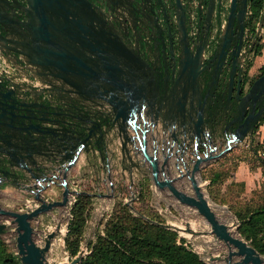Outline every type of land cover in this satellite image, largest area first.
<instances>
[{"label":"water","instance_id":"water-1","mask_svg":"<svg viewBox=\"0 0 264 264\" xmlns=\"http://www.w3.org/2000/svg\"><path fill=\"white\" fill-rule=\"evenodd\" d=\"M144 3L157 15L161 29H165L162 21L170 24L168 11L171 12L175 32L168 26V33L171 37L176 35L179 51L172 74L164 64L155 67L156 62L147 63L149 68L155 69L151 90L145 83L138 82L142 61H146L140 55L139 45L135 46L128 38L125 20L120 32L115 22L121 20L114 14L111 19L110 13L99 3L92 0H0V55L7 66H11L8 73L6 69L0 71V186L3 176L16 185L34 180L25 187L28 192L35 189L33 198L37 204L31 210H10L0 204V234L5 233L11 223L16 225L17 253L22 264H49L47 255L62 228V223H58L56 230L42 237L45 242L41 244L35 239L32 221L56 207H67L71 196L91 195L69 187L67 173L81 156L80 143L82 146L90 144L93 150L99 148L108 173L110 153L115 156L118 149L123 162L128 160L140 166L142 163L135 158V152L139 153L148 165L154 185L161 190L168 189L181 203L196 209L211 226V233L227 245V253L211 256L212 264H264V255L237 230V234L232 233L219 219L200 179L196 178L204 164L231 151L242 137L241 133L235 134L225 149L218 151L210 133L204 130L199 86L216 0H209L205 11L202 1L198 3L199 10L205 13V35L199 45L196 40L200 39V31L194 39L188 25L196 7L195 0H110L107 7H122L131 17V6L140 13L137 7ZM241 6L236 0L232 1L209 62L216 57L221 60L228 54L232 44L228 39L229 31L246 19L248 0H243ZM127 20L131 19L127 17ZM108 26L115 29L108 30ZM263 28L264 11L253 44L260 41ZM146 45L150 54L160 53L165 59L168 52L174 56L173 43L168 44L164 38L155 45ZM236 47L232 56L237 54L238 60L242 41ZM12 64L14 70L36 77L45 87L16 82ZM263 89L264 73L254 81L249 95ZM149 93L152 98L148 102ZM156 96L162 100L158 107L153 101ZM150 126L157 127L158 133L161 130L163 162L158 157L157 147L148 148L146 137ZM167 126L169 137L166 136ZM170 138L173 141H169ZM188 140L194 143L196 151L190 177L194 194L176 186V178L167 176L165 170L170 150L176 146L178 160L184 158L189 150ZM200 144L205 147L203 153ZM57 165V171L64 175L60 182L64 188L62 198L48 199L44 192L57 182L55 172L45 171L56 169ZM175 165L179 167V162ZM108 179L111 180V175ZM183 231L193 235L201 233L189 224ZM82 256L81 252L71 264H78Z\"/></svg>","mask_w":264,"mask_h":264},{"label":"rangeland","instance_id":"rangeland-1","mask_svg":"<svg viewBox=\"0 0 264 264\" xmlns=\"http://www.w3.org/2000/svg\"><path fill=\"white\" fill-rule=\"evenodd\" d=\"M248 40L249 43L250 37H248ZM255 56L251 57L249 67H251L250 74L257 76L262 72L263 67H259V64L254 67ZM161 138L163 139V137ZM192 145L187 152V160L190 167H192L191 161L196 158V151L195 149L193 150ZM226 146L227 144H223L220 147L217 146V149L221 151ZM200 151L203 153L204 150L200 149ZM135 156L138 159L136 153ZM83 157L86 158V155H83ZM118 157L121 158L119 161ZM110 161H114L118 170L116 171V166H113L109 173L106 170L104 172L106 182L103 185H97V183L94 184L91 181L76 180L78 184L75 186V184L69 181L71 189L85 190L91 193L92 197L87 210V221L84 224L80 237L79 251L76 255L73 256L69 252L66 241L72 218L69 212H71L72 206L76 201L72 205L68 204L67 207H56L50 212L41 215L39 219L32 221L36 229L35 239L41 244H44L45 240L39 238V236L45 237L48 233L56 230L58 223L65 225L66 234L62 236L58 232L56 236L57 245H53L51 252L47 255L49 264H63L64 262L71 264L72 260L80 255L81 252L82 258L89 254L91 251L90 242H94L97 239L98 233H104L108 220L114 214L119 213L125 206L135 216H140L146 220H153L176 231L179 237H185L187 240L185 245L196 251L207 264H212L210 260L211 256L222 255L228 252L227 245L211 233V226L196 209L181 203L168 189L161 190L154 185L147 164L134 165L136 170L132 172L129 170L131 168L130 165L126 164L125 168L119 152L117 156H113L110 153ZM263 161L264 119L260 122L251 139L237 142L231 151L204 164L199 174L200 183L211 206L213 205L212 207L215 211L220 207L227 208L235 219L232 223L238 232L241 224L239 217L264 206ZM127 162L130 163L128 160ZM67 174L69 175V172ZM110 175L113 185L110 182L111 180L108 179ZM93 177V181H96V174H92L89 178ZM187 185L185 184L183 187H186L180 189L189 194H194L193 187ZM63 190L64 188L59 182L55 188L56 193L48 189L47 194H55L54 196L57 199H61ZM2 193L3 191L0 186V204L4 208L10 210L20 209L21 203L8 204L6 196ZM103 194H112V196L107 197ZM75 197L77 200L78 196L75 195ZM1 218L0 216V222H2ZM222 219L231 221V216H222ZM187 220L194 223L196 230L201 232L200 235L184 232L180 228ZM261 228L262 230L259 235L264 238V224ZM15 229L16 225L11 223L6 232L0 234L3 244L5 243L11 251L17 250V231ZM61 238H63L62 244ZM248 242L252 244L251 240H248Z\"/></svg>","mask_w":264,"mask_h":264},{"label":"flooded vegetation","instance_id":"flooded-vegetation-1","mask_svg":"<svg viewBox=\"0 0 264 264\" xmlns=\"http://www.w3.org/2000/svg\"><path fill=\"white\" fill-rule=\"evenodd\" d=\"M95 3H99L105 11L110 13V18L112 19L113 14L121 21L115 22L121 32L123 19L127 25L128 38L136 46L139 45L140 55L146 62H143L142 68L139 70L138 82L145 83V85L151 90L153 87L155 69L148 67L147 63L156 62L155 67L160 64H164L168 69L169 74H172V68L174 62L176 63L179 59L178 57V44L177 37L175 34L170 36L169 27L173 32H175V22L172 18L171 12L168 11L170 16V24L168 22L162 21L165 29H161L159 26V19L157 15L152 14L151 6L148 3H144L142 7H137L140 9V13L135 11L136 7L131 6L132 16L127 11L124 12L122 7H107V3L110 0H92ZM122 1V0H120ZM202 1V7L205 11L208 7L209 0H195L196 7L193 10V17L191 22H189V31L193 33L194 39L198 32L200 31V39L196 40V43L201 44V38L204 37V26L203 19L205 18V13L199 10L198 3ZM233 0H216L215 12L212 18L211 32L209 35V44L206 52H204L203 59V72L201 73L199 90L202 94V111L204 115V130L210 133V138L218 147L223 144H228V141L233 138L237 133H241L242 137L238 142L251 139L259 127L260 122L264 119V89L258 90L254 95H249L250 89L254 81L263 74L260 72L257 76L250 74L249 63L252 56H255L253 39L255 38V33L252 40L248 43L249 37V0H248V13L246 19L239 22V25L234 28V30L229 31V43L231 48L228 54L219 60L216 57L212 61H208L212 52H214L217 42L219 41V28L227 20L228 14L230 12V5ZM239 3V7H242L243 0H236ZM115 9V10H114ZM118 10V12H117ZM129 10V9H128ZM136 14V16H135ZM127 17L131 20H127ZM109 18V20H110ZM145 22V23H143ZM244 25V28H243ZM115 29L114 27L108 26L107 29ZM203 32V33H202ZM123 34V33H122ZM165 39L166 42L173 43L174 56L169 54L165 59L160 53H153L147 50V45H155L161 39ZM242 41V50L240 52V59L237 60L238 55L232 56V51H236V45ZM261 41V39H260ZM217 48V47H216ZM170 50V49H169ZM3 60V56L0 55V61ZM146 63V64H144ZM2 70L6 69L8 73V68L0 67ZM164 69V67H163ZM15 74V73H14ZM16 82L22 84V82L28 83L30 86L39 87L40 82L31 83L23 81L24 75H16ZM38 80V79H37ZM148 83V84H146ZM35 85V86H34ZM45 87V86H41ZM48 95V93H47ZM152 94L147 95L148 102L151 100ZM153 101L158 107L162 101L158 96L153 97ZM179 126V124H177ZM177 129H181V126ZM166 136L169 135V126H167ZM181 132V130H179ZM169 137V136H168ZM205 140L206 137L204 136ZM82 145V143H80ZM178 144V143H177ZM191 140L186 142V146L190 150ZM159 149L161 150L162 140L157 141ZM192 145V146H193ZM80 148V146H79ZM83 146H81L82 150ZM176 146L174 147L175 150ZM194 150V146L192 147ZM200 149L205 150L204 145H199ZM161 162L164 161V155L159 154ZM173 157V156H172ZM171 157V158H172ZM171 158L168 160V166L170 164Z\"/></svg>","mask_w":264,"mask_h":264},{"label":"trees","instance_id":"trees-1","mask_svg":"<svg viewBox=\"0 0 264 264\" xmlns=\"http://www.w3.org/2000/svg\"><path fill=\"white\" fill-rule=\"evenodd\" d=\"M249 7L248 26L253 36L263 16L264 0H249ZM262 48V42L257 41L255 55H260ZM262 71L264 73V68ZM91 199L87 193L80 194L72 206L66 241L73 256L79 251ZM239 219L240 234L247 241L251 240L253 246L264 255V238L259 235L264 224V206ZM186 241L176 231L153 220L135 216L125 206L108 220L104 233H98L97 239L90 242L91 251L81 259L80 264H207L196 251L185 245ZM0 264H22L17 250L11 251L1 238Z\"/></svg>","mask_w":264,"mask_h":264},{"label":"crops","instance_id":"crops-1","mask_svg":"<svg viewBox=\"0 0 264 264\" xmlns=\"http://www.w3.org/2000/svg\"><path fill=\"white\" fill-rule=\"evenodd\" d=\"M261 42L263 44V48L261 50V54L260 55H256L255 56V64L254 67L259 64V67L262 66L264 68V28L262 30V35H261ZM6 60L3 59L0 61V67H6L8 68V70L11 69V66H7ZM14 64H12V69ZM253 68V67H252ZM17 69L15 68L14 72L16 75H21L23 74L24 76H22L24 79L23 81H27V82H31V83H37L38 80L36 77L31 76L28 74L26 75L25 72L20 73L16 71ZM35 86V85H34ZM157 134H158V128H157ZM154 134L153 135H157ZM115 140V139H114ZM116 144H119V139L116 137ZM81 147L82 145L79 144L78 147ZM116 149V146L114 147ZM117 152H119V150L117 149ZM120 154V152H119ZM83 155H86V158L83 157ZM117 156V155H115ZM136 158V156H135ZM118 161L121 158H117ZM112 162V166H116L114 164V161ZM124 166L126 168V164L130 165V171H135V167L133 163H129V162H123ZM61 165V164H59ZM59 165H57L56 169H49L46 170L45 172L49 171L50 173L52 172H56L57 169H59ZM119 166V165H118ZM133 166V167H132ZM118 170V167L116 168V171ZM106 171L105 167H104V162L101 159V154L99 152V148L96 149H92V146L90 144H87L85 146H83L82 150H81V156L79 158V160L77 161V163L70 169L69 171V175H68V179L71 183L75 184V186L78 184V182H76V180H83L85 182H93L94 184L97 183V185H103L106 182V179H104V172ZM36 174H43L42 171H34ZM92 174H96V181H93V178H89ZM34 182V180L29 181L28 183H26L25 181H23V183L21 185H16V182L11 181L10 179H8V177L3 176V181L1 184V189L3 191V195L6 196V200L8 204H14V203H21V207L19 210H24V208L26 207L27 204V198L29 197V192L27 190V187H25L27 184L29 185L30 183ZM57 182L56 184H54L53 186H51V188H49V190H53L55 192V188L58 186ZM85 191V190H84ZM87 192V191H86ZM56 193V192H55ZM46 198L50 199H57L53 194H47V191L44 192Z\"/></svg>","mask_w":264,"mask_h":264},{"label":"bare ground","instance_id":"bare-ground-1","mask_svg":"<svg viewBox=\"0 0 264 264\" xmlns=\"http://www.w3.org/2000/svg\"><path fill=\"white\" fill-rule=\"evenodd\" d=\"M157 127L155 128H152V126H150L149 128V134L147 135L146 137V140H147V145H148V148L150 150H153V148L157 147V154H158V157H159V154H165L162 152V150L159 149V145H157V136L153 135L154 134H157ZM169 141H173L171 138L168 139ZM138 140H136L135 142H137ZM139 145V143H137ZM169 146H172V143L171 144H168ZM172 152H170L169 155H167V161L165 162V170H166V175L169 176V177H172V178H176V181H175V185L178 186L179 188H185L183 187L185 184H188L189 186H192V181L190 179L191 175H192V169L191 167L189 166L188 164V160H187V152H186V156L184 158H181L179 157V160L177 158L178 156V153H176V150H174V147L170 150ZM173 156V157H172ZM172 157V158H171ZM169 158H171V161H170V164L168 166V160ZM159 159H161L159 157ZM164 161H165V156H164ZM176 162H179V167H177L175 164ZM58 177L60 179H63L64 178V175L60 174L58 175ZM199 174H196V178L199 180ZM63 181V180H61ZM187 185V186H188ZM171 193V192H170ZM213 206V205H212ZM217 208V207H216ZM219 219L221 221H223L224 223H226L228 226H229V229L231 230L232 233L234 234H237V231L235 229V226L233 225V221L235 220L234 217L232 216L231 212L227 209V208H224V207H220L218 208V210L216 211ZM222 216H231V221H225L224 219H222ZM188 219V218H187ZM193 220V219H191ZM59 222V221H58ZM186 224H189V226L193 229V230H196V227L194 225V223L192 221H186L185 223H183L180 228L183 230L186 228ZM59 233L63 236L66 234V228H65V225H62V228L61 230L59 231ZM59 234V235H60ZM38 235V234H37ZM39 238H42L41 236H39ZM56 240L57 238H55L53 240V243H52V248H53V245H57L56 243ZM61 240V244L63 242V238L60 239ZM51 248V250H52ZM50 250V252H51ZM49 261V260H48ZM217 263V262H216ZM215 263V264H216ZM214 264V263H213Z\"/></svg>","mask_w":264,"mask_h":264},{"label":"built area","instance_id":"built-area-1","mask_svg":"<svg viewBox=\"0 0 264 264\" xmlns=\"http://www.w3.org/2000/svg\"><path fill=\"white\" fill-rule=\"evenodd\" d=\"M250 13H251V11H250V8H249V15H250ZM249 30V37H251L252 36V32L250 31V29H248ZM252 38H253V36H252ZM252 39L250 38V41H251ZM0 71H4V70H2V69H0ZM162 135V133L160 134V132L156 135L157 136V141H159L160 140V138L162 137L161 136ZM136 154H137V156H138V159L137 160H139V162L140 163H144L143 162V160H142V156L139 154V153H137V152H135ZM112 162L110 161V169H112ZM108 172V171H107ZM58 175H59V172L58 171H56L55 172V176H54V179L56 180V182H61V180L58 178ZM111 182V184L113 183V181L111 180L110 181ZM34 190L35 189H33L32 190V192H29V197L27 198V204H26V207L24 208V210H31V209H33L37 204H36V201L34 200V198H33V193H34ZM74 201H76V197L75 196H71V201L69 202V204L70 205H72L73 204V202ZM31 204H33V207H29V205H31ZM69 214H70V216H72V214H71V212H69ZM10 226V225H9ZM16 230V229H15Z\"/></svg>","mask_w":264,"mask_h":264}]
</instances>
